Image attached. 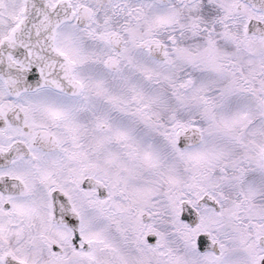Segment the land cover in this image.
<instances>
[{"label": "snow or ice", "instance_id": "6c2138e0", "mask_svg": "<svg viewBox=\"0 0 264 264\" xmlns=\"http://www.w3.org/2000/svg\"><path fill=\"white\" fill-rule=\"evenodd\" d=\"M0 264H264V0H0Z\"/></svg>", "mask_w": 264, "mask_h": 264}]
</instances>
